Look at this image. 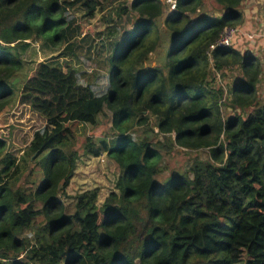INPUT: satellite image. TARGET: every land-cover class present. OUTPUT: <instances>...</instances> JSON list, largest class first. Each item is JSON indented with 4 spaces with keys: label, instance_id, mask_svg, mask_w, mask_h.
I'll list each match as a JSON object with an SVG mask.
<instances>
[{
    "label": "trees",
    "instance_id": "16d2710c",
    "mask_svg": "<svg viewBox=\"0 0 264 264\" xmlns=\"http://www.w3.org/2000/svg\"><path fill=\"white\" fill-rule=\"evenodd\" d=\"M243 2L0 0V115L21 99L47 121L21 155L0 138V264H264L263 60L211 48L245 22ZM113 7L100 70L91 46L90 71L68 65L84 48L71 11ZM33 41L58 48L67 70L44 61L21 79ZM233 67L230 91L212 84ZM226 101L241 111L226 116ZM106 110L102 134L85 133ZM177 147L187 169L164 164ZM104 153L115 190L102 204L100 187L68 194L78 159Z\"/></svg>",
    "mask_w": 264,
    "mask_h": 264
},
{
    "label": "rangeland",
    "instance_id": "374dc122",
    "mask_svg": "<svg viewBox=\"0 0 264 264\" xmlns=\"http://www.w3.org/2000/svg\"><path fill=\"white\" fill-rule=\"evenodd\" d=\"M164 1L166 3H173V0ZM207 1L208 4L210 3V0H205L206 5ZM168 5L167 7L169 9L173 8L171 4ZM242 9L247 18L245 17V22L239 26V37L233 46L239 50L253 51L254 54H257L259 58H261V61L263 60L264 65V36L256 37L254 42L247 38L248 33H258L261 28V23L264 22V0H244ZM111 12L114 13V18H117V15H115L116 7H113L107 12H98L92 19L85 20L83 19V9L74 8L71 11V14L78 22L79 20L83 22L84 30L79 41L84 48L82 51H78L82 54L80 57L73 60L68 59V65L70 62L76 68H84L86 66L89 69V65L86 61L90 55L87 53L88 48L91 46L93 54L92 62L94 65L90 66V68H97L96 70H100L97 63H102L107 54L106 49H103L104 45L102 42H104V34L101 31L104 29L108 30V26L113 25V23H107L103 17ZM251 16H253L252 19ZM118 35V33H115L114 36ZM21 53L22 57L28 62L25 71L20 74L21 79H26L27 75H31L34 72L33 68L44 61L59 62L63 68L67 70L65 57L59 55V49L43 41L30 42V45L22 49ZM240 74H242V71L238 67L226 69L220 74L214 72L211 76V82L215 87H223L225 90L230 91V88L236 80V76ZM259 88L261 94L264 95V79L260 83ZM226 103L227 101L223 105V111L226 116L234 115L241 111L228 106ZM242 114L245 115L243 112ZM109 116L110 113L106 110V113L100 116L98 127L94 128L93 126H87L84 132H93L97 136L102 134L101 130L107 127ZM46 122V119L42 115L21 99L18 103L6 108L0 115V138L6 143V151L21 155L30 144L34 132L42 128ZM78 128L80 131H83V126H79ZM158 137L161 138V135ZM196 153L202 158H206L207 156L206 150L204 149H198ZM190 157H192L190 152L185 151L182 147H177L174 149L173 153L164 156V164H167L169 168L172 169H187L190 165ZM119 172L120 170L117 163L106 153L100 156L82 155L78 159L75 175L67 188L68 194L74 196L84 190L100 187L98 203L102 204L108 194L115 190V183ZM165 173L167 174L168 171ZM64 201L70 211H72L74 207V198L64 197ZM33 233V230L28 231L29 235Z\"/></svg>",
    "mask_w": 264,
    "mask_h": 264
},
{
    "label": "built area",
    "instance_id": "2783aa9c",
    "mask_svg": "<svg viewBox=\"0 0 264 264\" xmlns=\"http://www.w3.org/2000/svg\"><path fill=\"white\" fill-rule=\"evenodd\" d=\"M174 3V0H173ZM240 28L239 26L234 28H228L224 35L219 39V41L211 46L212 49H214L217 45H234L237 38L239 37ZM264 36V22L262 23V27L259 29L258 33H248L247 38L250 40H254L256 37Z\"/></svg>",
    "mask_w": 264,
    "mask_h": 264
},
{
    "label": "crops",
    "instance_id": "0c3cea01",
    "mask_svg": "<svg viewBox=\"0 0 264 264\" xmlns=\"http://www.w3.org/2000/svg\"><path fill=\"white\" fill-rule=\"evenodd\" d=\"M245 17H246V15H245ZM247 18V17H246ZM253 18V16H251V19ZM263 23V22H262ZM262 23H261V25H260V27H262ZM250 41H252V42H254L255 40H250ZM241 51H243V50H241ZM246 51V50H245ZM253 52V51H252ZM257 57H259L257 54H255Z\"/></svg>",
    "mask_w": 264,
    "mask_h": 264
}]
</instances>
